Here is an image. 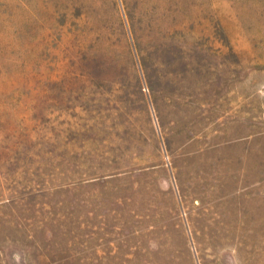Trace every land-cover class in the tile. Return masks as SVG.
Listing matches in <instances>:
<instances>
[{
  "label": "rangeland",
  "instance_id": "rangeland-1",
  "mask_svg": "<svg viewBox=\"0 0 264 264\" xmlns=\"http://www.w3.org/2000/svg\"><path fill=\"white\" fill-rule=\"evenodd\" d=\"M0 264H264V0H0Z\"/></svg>",
  "mask_w": 264,
  "mask_h": 264
}]
</instances>
